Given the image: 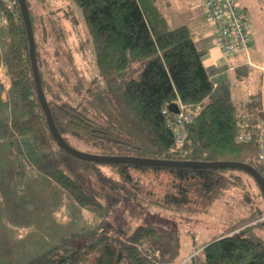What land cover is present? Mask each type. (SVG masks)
Returning <instances> with one entry per match:
<instances>
[{
	"label": "trees",
	"instance_id": "1",
	"mask_svg": "<svg viewBox=\"0 0 264 264\" xmlns=\"http://www.w3.org/2000/svg\"><path fill=\"white\" fill-rule=\"evenodd\" d=\"M26 1L43 89L55 123L71 145L109 155L237 160L253 165L264 176L256 142L236 140L238 115L261 114L264 95L255 93L238 106L222 95L207 101L215 89L204 63L207 50L196 44L188 25H170L158 0H73L81 9L80 21L86 31L81 46L90 48L93 59L89 74L77 68L76 46L66 43L68 31L56 11L42 13L41 8L48 7L46 0ZM35 6L40 11L37 14ZM68 15L76 24L72 13ZM5 16L0 37L9 45L10 94L16 104L11 125L18 134L32 139L43 158L53 157L64 150L52 135L39 102L18 2ZM38 32L44 41L53 37L55 55L62 60L57 74L39 48ZM171 102L184 103L193 114L183 124L181 141L163 113ZM106 164L117 175L110 179L112 184L127 201L188 215L211 213L231 188L246 189L243 174L252 177L237 168ZM51 174L80 205L102 206L70 171L58 166ZM259 194L263 207L250 203L253 198L246 191L250 213L197 246L204 247L188 259L189 263L264 264V220L259 219L264 212V195L260 187ZM100 233L88 234L80 243L62 241L25 264H146L136 244L162 236L147 221L126 234L125 241Z\"/></svg>",
	"mask_w": 264,
	"mask_h": 264
},
{
	"label": "rangeland",
	"instance_id": "2",
	"mask_svg": "<svg viewBox=\"0 0 264 264\" xmlns=\"http://www.w3.org/2000/svg\"><path fill=\"white\" fill-rule=\"evenodd\" d=\"M46 1L48 7L41 8L42 13L56 11L68 31L66 43L73 48L76 46L77 68L89 74L93 69V59L90 48L81 46V38H86V31L80 21V7L73 0ZM158 1L165 8L172 26L186 24L194 30L196 23L211 24L198 0ZM237 2L241 8L246 6L245 10L260 25L257 38L260 53L253 61L264 63V0ZM34 10L36 14L40 12L36 6ZM69 12L77 19L76 24ZM37 39L41 52L57 74L62 60L55 55L53 37L50 36L49 42L44 41L38 32ZM254 40L255 35L251 45H254ZM8 50V43L0 37V264H25L62 241L73 239L80 243L86 235L97 230H101L100 234L109 233L125 241L126 234L146 221L162 234L159 239L136 244L146 264H191L188 259L204 246L196 247L227 231L231 222L248 215L250 203L263 207L258 185L245 174L246 189L231 188L215 203L209 214L188 215L153 205L140 206L134 200L127 201L122 191L112 184L110 179L117 175L106 163L78 161L62 150L53 157L43 158L32 139L18 134L11 125L16 104L10 94L12 76ZM256 89L257 84L252 85L245 79L241 82L236 80L227 93H221L215 87L207 99L224 94L238 106L237 98H247L248 91ZM58 166L70 171L102 206L90 208L80 205L72 192L53 178L51 173ZM246 191L253 198L249 204L245 202ZM259 219L264 220V212Z\"/></svg>",
	"mask_w": 264,
	"mask_h": 264
},
{
	"label": "built area",
	"instance_id": "3",
	"mask_svg": "<svg viewBox=\"0 0 264 264\" xmlns=\"http://www.w3.org/2000/svg\"><path fill=\"white\" fill-rule=\"evenodd\" d=\"M214 26V43L223 54L248 53L252 38L250 30L252 20L249 13L238 5L237 0H198ZM18 0H0V26L6 22L5 11L14 10ZM179 112H173L168 106L163 108L169 118V125L178 141L183 139L182 127L189 122L193 114L187 106L177 102ZM236 140L239 142H256L258 145V159L264 165V100L262 112L254 115L242 112L236 122Z\"/></svg>",
	"mask_w": 264,
	"mask_h": 264
},
{
	"label": "water",
	"instance_id": "4",
	"mask_svg": "<svg viewBox=\"0 0 264 264\" xmlns=\"http://www.w3.org/2000/svg\"><path fill=\"white\" fill-rule=\"evenodd\" d=\"M18 4L20 7L21 15L27 32V38L29 43V56L34 74L39 102L46 115L47 123L49 125L52 135L54 136V138L56 139V141L64 151L79 159L94 161L99 163L125 162V163H135V164H145V165L186 166V167H195V168H237L250 174L258 183L264 195V176L256 167H254L253 165L247 162H242L237 160H218V161L177 160V159H162V158L141 157V156H132V155L98 154V153L83 151L71 145L62 136L61 132L59 131L43 89L41 75L39 72L38 61H37L34 31H33V26H32V21H31L27 1L18 0ZM168 107L173 112H179V105L177 102L169 103Z\"/></svg>",
	"mask_w": 264,
	"mask_h": 264
},
{
	"label": "crops",
	"instance_id": "5",
	"mask_svg": "<svg viewBox=\"0 0 264 264\" xmlns=\"http://www.w3.org/2000/svg\"><path fill=\"white\" fill-rule=\"evenodd\" d=\"M168 4L169 2L166 1V5ZM161 8L169 20V16L166 13L165 8L162 6ZM243 9H247V7L245 6ZM251 20L252 27L250 30V36L253 39V36L255 35L256 40H254V45H251L250 51L248 53L242 52L230 55L223 54V52L218 47H216L214 43L215 33L212 23L209 25L196 23L195 29L193 30L191 28L196 44L199 47L207 50L204 57V63L207 70L209 71L210 77L214 81L216 90H220L221 93H227L230 90V85L236 80L241 82L245 79L246 81L251 82L252 85L257 84L256 91L249 90L248 94H246L248 96L247 98L240 97L241 99H236L239 100L237 103L240 104L249 100L251 95L255 93L260 92L261 95H264V63L257 64L253 61V58H257L256 56H258L260 53V45H258L260 41L258 42L257 39L259 36L260 25H258L257 21H255L252 16ZM247 67L252 69L250 70V68L248 69ZM227 87L228 89H226ZM219 95L225 97L224 94ZM206 100L208 101V99Z\"/></svg>",
	"mask_w": 264,
	"mask_h": 264
}]
</instances>
